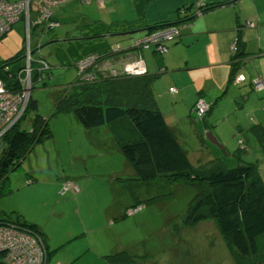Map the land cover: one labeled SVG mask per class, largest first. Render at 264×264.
Listing matches in <instances>:
<instances>
[{
    "label": "rangeland",
    "instance_id": "rangeland-1",
    "mask_svg": "<svg viewBox=\"0 0 264 264\" xmlns=\"http://www.w3.org/2000/svg\"><path fill=\"white\" fill-rule=\"evenodd\" d=\"M255 1L258 8H264V0ZM22 2L24 8L18 13L10 29L0 38V61L15 56L20 49L24 48V58L19 62L20 64L5 67V70L8 69L17 76L18 88L10 90L3 80L2 82L8 93L12 91L14 95H17L22 92L19 96L22 100L15 105L21 113L20 115L18 111L13 113L12 120L19 115L17 119V122L19 120L21 122L19 127L25 130L30 129L35 112L29 110L26 113V111L29 100L32 99L37 103V113L47 120L53 134L52 138L37 143L20 161L19 167L8 173L7 185L11 192L0 196V216L5 214L12 219L20 217L28 223H34L46 238H44L45 242L41 235L25 227H20V230L32 232L34 237L32 241L26 239L22 241L17 239L18 236L9 233V239L13 242L17 240L19 242L17 245L21 246L24 243L31 245L30 253H32L25 261H28V264H109L104 259L105 254L124 250L135 256L131 264H234L226 242L213 219L202 221L194 226L185 225L190 203L196 194L194 188L179 182L170 183L165 178L151 182L134 180V177L127 172L130 167L126 168L128 163L124 156L118 150L115 151L112 144L108 142L112 136L104 133V127L88 130L78 122L73 113H54V105L66 86L77 78L79 82L86 83L97 80L96 78L91 81L81 80L77 75L75 64L80 58L95 57L99 53L82 55L76 60L74 67L61 66L51 55L49 47L51 43H47L45 37L41 43L44 31L53 28L43 27L41 21H37L39 15L31 5L33 0ZM97 2L98 6L102 7L103 1L97 0ZM213 7L215 9L217 5ZM57 8L53 7L50 11H55ZM97 8H92V14L98 12L101 14V10ZM185 10L180 8L178 11L181 13ZM204 10L200 4L191 6V15L182 20H176L178 23L170 25L178 24L179 29L183 30L191 20L201 16ZM54 21L58 22L55 19ZM245 23L247 26L253 24L251 20H246ZM76 24L77 22L62 21V27L59 30L65 32L67 29L74 28ZM132 39L135 38H130ZM234 39L235 36L230 44V53L233 57L240 48L238 39L233 41ZM130 40L120 41L121 46L117 43L109 53L119 54L121 47L128 45L136 51L142 49L150 51L147 48L131 47ZM153 50L159 54L158 59L163 60L160 52ZM27 51H30L32 60L29 63L32 65L26 71ZM58 54L61 55L62 52L58 50ZM99 55L98 66H96L98 76L105 78L116 75H136L122 71L121 64H117L119 60L110 61L109 66L113 70L110 67L106 70L105 64L100 69V62L104 60L105 54ZM148 57L152 62L150 56ZM239 60L241 68L242 56ZM156 69L159 71L152 72L161 75L155 79L152 88L158 106L166 115L169 125L176 133L182 147L188 152L189 158L193 162L197 159L205 161L208 152L201 146L199 139L200 135L204 134L202 123L200 119L195 118L196 111H191L190 107L195 90L209 87L207 72H203L206 74L205 77H200L198 72L178 73L173 71L172 64L168 70ZM258 78L261 82L257 81L256 88L259 87L258 92H262L264 77L259 75ZM174 81L178 82L176 86L178 92L168 93V88L174 85ZM25 84H28L27 88ZM227 106V102H224L221 110L223 111ZM7 114L9 112L6 116ZM225 124L222 125L221 130ZM10 128L6 130L1 128L0 131L3 129L4 134ZM212 135L220 146L208 140L205 145L213 150L216 157H223L228 168L235 167L237 158L231 155L230 151L228 155V150H223L226 147L234 151L237 147L235 142L230 145L225 143L229 132L223 131L221 134L218 128L212 132ZM98 140H107L104 141L105 145H102L104 148H100ZM249 147L254 150L251 154H246ZM249 147L247 151L243 150L241 158L245 161L257 162L260 175L264 179V155L255 143ZM2 149L5 148L0 144V151ZM119 172L122 174H117ZM126 183H130L133 187L137 195L135 201ZM137 198L144 200H137ZM119 205H122L124 212L126 210L125 213L121 212L125 216L110 218L109 212L114 211ZM3 251L8 254L13 253V250Z\"/></svg>",
    "mask_w": 264,
    "mask_h": 264
},
{
    "label": "trees",
    "instance_id": "trees-1",
    "mask_svg": "<svg viewBox=\"0 0 264 264\" xmlns=\"http://www.w3.org/2000/svg\"><path fill=\"white\" fill-rule=\"evenodd\" d=\"M213 8L206 7L205 10ZM174 23L178 22L158 24L149 27L148 31ZM236 38L240 48L234 57L231 56L228 83L240 86L247 82V76L239 71V58L243 55L244 43L240 36ZM22 58L24 48L15 56L0 61V78L10 90L18 88V80L5 67L14 66ZM238 74L243 75L244 79L237 84L234 79ZM95 76V82H79L77 78L66 86L54 105V113H73L78 122L88 130L107 127L117 150L131 167L134 180L151 182L165 178L170 183L179 182L194 188L196 194L190 203L185 225L194 226L213 219L234 264L264 263V179L260 175L258 163L244 161L237 153L235 156L238 162L232 168L225 165L223 157H207L205 161L197 159L193 162L157 104L152 86L160 74L145 72L141 75L104 78L96 72ZM254 78H251L249 84L253 91L258 92L252 84ZM171 87L168 88V93H172ZM222 96L223 94L216 98L212 105L208 104V110L204 114L195 115V118L201 120L203 127L204 134L199 138L202 147L205 146L206 134L210 132L209 126L212 125L207 117ZM198 99L206 102L198 96L192 106L193 111H196ZM29 110L35 112L30 129L19 127V120L3 134L0 141L5 148V153L0 156V196L11 192L7 185L8 173L19 167L20 161L37 143L53 137L47 120L37 113L36 101L29 100L26 113ZM250 133L264 155V126L252 125ZM236 144L239 151L249 147L243 138H238ZM126 186L135 201L133 187L130 183H126ZM7 225L33 229L46 242L44 234L34 223H28L20 217L12 219L5 214L1 215L0 226ZM48 254L50 255L49 249ZM2 255L0 254V264ZM104 259L109 264H131L135 256L123 250L106 254Z\"/></svg>",
    "mask_w": 264,
    "mask_h": 264
},
{
    "label": "crops",
    "instance_id": "crops-1",
    "mask_svg": "<svg viewBox=\"0 0 264 264\" xmlns=\"http://www.w3.org/2000/svg\"><path fill=\"white\" fill-rule=\"evenodd\" d=\"M197 4L202 5L204 9L214 5L217 7L204 10L201 16L191 20L188 26L181 30L179 38L168 43V52L161 54L163 60L158 59L159 54L152 48H147L150 51L145 49L136 51L129 45L121 47L119 54L109 53L110 49L117 43L120 44L122 40L141 38L149 32V27L188 17L192 13L191 6ZM101 5L102 7L98 6L97 0H69L52 11V17L60 25L45 30L41 43L43 37L47 43H51L49 47L52 57L56 58L55 62L61 66L74 67L76 60L82 55L95 52L105 54L104 60L99 61L100 69L103 64L108 68L112 60H119L117 64H122L140 55L148 73L159 71L156 68L168 70L170 64L173 71L178 73L198 72L200 77H205L206 74L203 73L205 71L209 78V87L195 90L191 111L198 96L212 105L216 98L223 94L207 117L212 124L209 126L210 131L214 132L218 128L221 134L223 131H228L229 137L225 142L228 145L233 142L236 144L238 138H243L247 145L252 143L258 145L250 133V128L255 124L264 126V109H262L264 108V91L256 93L249 82L256 75L264 77V8H258L255 0L251 2L249 0H103ZM93 7H98L101 14L99 12L92 14ZM180 8L186 10L179 13ZM65 20L68 23L72 21L77 24L64 32L59 28ZM246 20H251L252 26H247ZM66 25L69 26V24ZM234 36L235 38L240 36V40L244 43L242 67L239 71L247 76V82L240 86L228 83L232 56L230 44ZM58 50L62 52L61 55L58 54ZM148 56L152 62L149 61ZM173 65L176 66L173 67ZM177 83L174 81V85L169 87L175 86L178 92ZM224 102H227L228 106L222 111L221 105H224ZM164 116L166 118L165 114ZM166 121L168 123L167 118ZM223 124L225 125L221 130ZM104 128V133H108L111 137L110 130L107 127ZM104 141L107 140H98L100 148H104L102 147L105 145ZM108 142L117 151L114 138L112 137ZM226 150L228 155L230 151L233 156L237 153L241 157L243 153V150L239 151L237 147L234 151L228 148ZM244 150L247 151V149ZM253 150L249 147L246 154H251ZM206 151L209 159L216 157L213 150L207 146ZM127 165L126 168L130 167ZM127 172L133 176L131 167L127 169ZM137 200L144 199L137 198ZM122 210V205H119L114 211L109 212L110 218L123 217L124 210Z\"/></svg>",
    "mask_w": 264,
    "mask_h": 264
},
{
    "label": "built area",
    "instance_id": "built-area-1",
    "mask_svg": "<svg viewBox=\"0 0 264 264\" xmlns=\"http://www.w3.org/2000/svg\"><path fill=\"white\" fill-rule=\"evenodd\" d=\"M23 0H0V38L10 29L11 24L17 19L18 13L24 8V4L22 2ZM28 1V0H24ZM69 0H33L32 7L33 9L37 10V13L39 15V18L37 19L38 22L41 21L42 25L48 28H54L59 25V22L54 21V19L51 16V9L53 7H59L60 5L66 3ZM101 2L103 0H100ZM19 2V3H17ZM29 16V14H28ZM180 25H170L164 28L156 29L152 31L147 36L145 35L143 38H137L130 40L131 47L135 48H153L156 51H159L161 54L167 53L168 47L167 43L174 41L179 35L181 34V30L179 29ZM149 39V40H148ZM27 65H26V71L27 68L31 67L32 63H29V61L32 60V57L30 56V51H27ZM100 55L88 56L85 58H80L75 65H77L76 71L77 75L81 80L85 81H91L96 78V66L98 64V58ZM40 59V58H39ZM38 61H41L39 60ZM111 70L112 67L109 66ZM107 68V70L109 69ZM122 71H125L127 73L132 74H142L146 71L145 64L143 59L140 55H137L136 57L132 58L131 60L125 61L121 64ZM90 69L89 71H87ZM86 70V71H85ZM131 75V74H129ZM244 79L243 75H236L234 79V83H240ZM261 79L255 77L252 81L253 86L255 87V90L258 91L256 88L257 81ZM264 82V81H262ZM28 84H25L26 87ZM2 79L0 78V129H8L12 127L18 119V116L20 115L21 111H19L18 107L16 108V104L18 105L19 101L22 100L19 96H21V93L14 95L12 91H9L8 93L4 88ZM27 88V87H26ZM177 89L175 87L170 88V92L174 93ZM12 103V104H11ZM11 104V106L9 105ZM9 105V106H8ZM208 104L203 99H198L195 105L196 114L198 116H201L204 114L207 110ZM11 108V109H6ZM15 108V109H13ZM18 116L14 120H12L11 115L13 113H17ZM9 112V114L6 113ZM15 115V114H14ZM11 123L8 124V122ZM3 129L0 131V137L3 135ZM26 232V233H24ZM8 233V234H7ZM12 233L17 237V239H22V241L33 240V235L27 231L20 230V228L14 226V225H7V226H0V253L3 252L4 255H2V263L1 264H24L28 261H25L27 258L29 259L30 253V246L27 245V243H24L23 245L19 246L17 245L19 242L17 240L9 239L10 234ZM4 244H9L8 246ZM10 246V247H9ZM3 250H13V253L6 252L4 253ZM23 250V251H22ZM25 256V257H24ZM61 264V263H58Z\"/></svg>",
    "mask_w": 264,
    "mask_h": 264
},
{
    "label": "water",
    "instance_id": "water-1",
    "mask_svg": "<svg viewBox=\"0 0 264 264\" xmlns=\"http://www.w3.org/2000/svg\"><path fill=\"white\" fill-rule=\"evenodd\" d=\"M206 139H207L209 142H211V143H213V144H217L218 146H220V145L218 144L216 138L212 135V132H211V131H210L208 134H206ZM4 153H5V149H2V150L0 151V155H3Z\"/></svg>",
    "mask_w": 264,
    "mask_h": 264
},
{
    "label": "bare ground",
    "instance_id": "bare-ground-1",
    "mask_svg": "<svg viewBox=\"0 0 264 264\" xmlns=\"http://www.w3.org/2000/svg\"><path fill=\"white\" fill-rule=\"evenodd\" d=\"M143 38V37H142Z\"/></svg>",
    "mask_w": 264,
    "mask_h": 264
}]
</instances>
